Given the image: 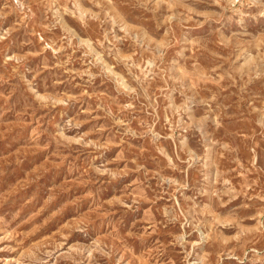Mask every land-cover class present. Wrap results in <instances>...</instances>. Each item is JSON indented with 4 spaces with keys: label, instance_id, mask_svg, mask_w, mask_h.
<instances>
[{
    "label": "rangeland",
    "instance_id": "374dc122",
    "mask_svg": "<svg viewBox=\"0 0 264 264\" xmlns=\"http://www.w3.org/2000/svg\"><path fill=\"white\" fill-rule=\"evenodd\" d=\"M0 264H264V0H0Z\"/></svg>",
    "mask_w": 264,
    "mask_h": 264
}]
</instances>
